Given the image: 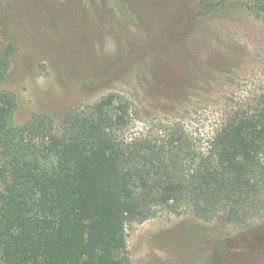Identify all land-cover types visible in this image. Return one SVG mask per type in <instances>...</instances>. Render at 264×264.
<instances>
[{
    "label": "rangeland",
    "instance_id": "obj_1",
    "mask_svg": "<svg viewBox=\"0 0 264 264\" xmlns=\"http://www.w3.org/2000/svg\"><path fill=\"white\" fill-rule=\"evenodd\" d=\"M250 1L216 0L205 14L200 0H0L15 124L58 121L114 94L130 107L121 141L180 133L207 153L235 112L264 100V13ZM126 239L131 264H264V214L242 226L205 221L183 201L128 224Z\"/></svg>",
    "mask_w": 264,
    "mask_h": 264
},
{
    "label": "trees",
    "instance_id": "obj_2",
    "mask_svg": "<svg viewBox=\"0 0 264 264\" xmlns=\"http://www.w3.org/2000/svg\"><path fill=\"white\" fill-rule=\"evenodd\" d=\"M200 2L205 14L218 5ZM244 6L264 13V0ZM13 49L0 45V264H131L127 225L183 201L205 221L242 226L264 214V100L235 112L207 153L180 133L121 141L130 107L114 94L17 126L16 98L2 88Z\"/></svg>",
    "mask_w": 264,
    "mask_h": 264
}]
</instances>
